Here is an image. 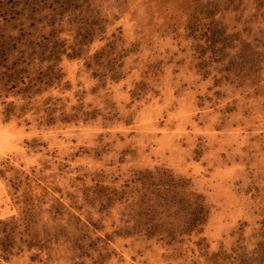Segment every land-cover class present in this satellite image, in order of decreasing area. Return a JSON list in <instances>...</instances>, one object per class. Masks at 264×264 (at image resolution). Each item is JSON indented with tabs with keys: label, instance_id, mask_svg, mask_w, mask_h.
<instances>
[{
	"label": "rangeland",
	"instance_id": "rangeland-1",
	"mask_svg": "<svg viewBox=\"0 0 264 264\" xmlns=\"http://www.w3.org/2000/svg\"><path fill=\"white\" fill-rule=\"evenodd\" d=\"M0 264H264V0H0Z\"/></svg>",
	"mask_w": 264,
	"mask_h": 264
},
{
	"label": "trees",
	"instance_id": "trees-1",
	"mask_svg": "<svg viewBox=\"0 0 264 264\" xmlns=\"http://www.w3.org/2000/svg\"><path fill=\"white\" fill-rule=\"evenodd\" d=\"M197 197V200H196V205H195V208L193 209V213L191 214L192 217H194V220L196 219L195 222H198V216L200 214V210H201V206H200V203H198V198L199 196H196ZM195 204V203H194Z\"/></svg>",
	"mask_w": 264,
	"mask_h": 264
}]
</instances>
